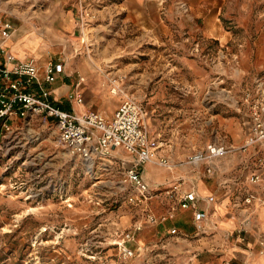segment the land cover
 Returning a JSON list of instances; mask_svg holds the SVG:
<instances>
[{"label": "rangeland", "instance_id": "rangeland-1", "mask_svg": "<svg viewBox=\"0 0 264 264\" xmlns=\"http://www.w3.org/2000/svg\"><path fill=\"white\" fill-rule=\"evenodd\" d=\"M131 8L142 11L146 24L133 25ZM82 13L89 16L83 20ZM0 19L13 24V35L46 45L41 80L49 62L71 69L83 54L86 64L106 68L101 76L109 94L116 90L110 79L118 82L117 108L127 96L135 98L147 126L151 114L163 113L159 128L175 136L169 145L177 163L215 141L213 113L239 121L243 133L247 119L248 136L252 107L264 104V0H0ZM79 21L82 34L76 36ZM100 53L103 62L94 60ZM111 70L119 75L107 77ZM76 77L85 87L87 78ZM64 86L66 79L42 84L52 103L71 111L74 88ZM85 112L106 117L96 107ZM8 125L9 131L0 126V264H196L223 254L192 249L191 216L178 227L179 209L165 224L146 222L148 212L159 217L170 209L161 197L166 183L160 181L168 172L160 165L166 160L162 141L151 138L154 157L143 172L156 181L144 178L154 199L136 205L128 200L133 191L123 166H91L71 155L53 120L29 115ZM255 146L263 165L264 141ZM115 155L130 165L128 154ZM136 224L141 230L125 243L136 254L125 262L119 244ZM172 229L179 235L170 236Z\"/></svg>", "mask_w": 264, "mask_h": 264}, {"label": "built area", "instance_id": "built-area-1", "mask_svg": "<svg viewBox=\"0 0 264 264\" xmlns=\"http://www.w3.org/2000/svg\"><path fill=\"white\" fill-rule=\"evenodd\" d=\"M89 16L82 13V19ZM14 33V26L10 21L0 19V126L9 131L8 123L13 118L27 119L29 115L44 116L53 120L56 124L59 142L63 144L71 155L84 163L94 166L97 162L119 163L123 166L125 183L133 191L128 198L132 204H145L152 199L148 183L143 176L144 166L153 161V145L146 124V111L142 104L135 98L127 96L119 105L111 118H107L98 112L79 113L75 110H65L49 100L51 92L43 89L42 84H54L64 74V63L49 62L44 70L41 80V68L33 59H19L7 46L8 40ZM43 81V83H42ZM83 80H80V84ZM34 86H39L41 93L36 92ZM79 86V84H78ZM118 87L112 89V94L117 93ZM116 95V94H115ZM71 102L77 105L83 104V97L79 91L70 96ZM253 128L245 141L246 148L255 146L264 141V104H255L252 107ZM128 154L129 166L125 167V161L116 157L117 151ZM231 149L225 145L211 143L204 150L195 154L191 163L211 162L226 156ZM264 165V159L258 160ZM160 165L168 167V161L161 160ZM251 183L259 184L258 175L250 179ZM165 198L171 206L167 214L157 217L148 212L146 222L149 224H165L172 219L179 210H192L195 230L198 234H204L208 226L217 229V224L211 222L206 212L198 209L200 198L196 192H185L179 186L164 190ZM209 204L215 202L213 196L206 198ZM246 206H263L264 199L250 192L243 200ZM141 224H136L122 234L120 246L121 258L127 262L136 254L125 243L134 240ZM247 229L245 226L233 233H227L225 239L233 241L238 247H242L247 255L253 254L247 245ZM172 237L178 236L176 229L169 231ZM264 247V242H259ZM259 254L264 253L261 249Z\"/></svg>", "mask_w": 264, "mask_h": 264}, {"label": "crops", "instance_id": "crops-1", "mask_svg": "<svg viewBox=\"0 0 264 264\" xmlns=\"http://www.w3.org/2000/svg\"><path fill=\"white\" fill-rule=\"evenodd\" d=\"M129 15L130 18H132L131 22L134 26L146 24V22L143 23L140 19V15H144L142 11L136 8H131L129 10ZM143 19H146V16H144ZM38 41L40 40L37 39L36 42L35 39H29L25 36L15 34L8 40L7 46L19 59L24 60L29 59V57H34L38 66L42 68L41 66L47 61V50L46 45H42V43ZM82 55L83 54L76 58V64H74L71 69L64 65V74L61 75L58 80L63 81L66 79L69 86H64L60 89H68L67 91L69 92L70 89L74 88V92L78 90L79 93L84 95L83 97L86 105L82 108L81 106L74 104L73 110L76 112L83 113L86 109L96 107L100 109L106 117L111 118L117 110V98L116 95L112 93L109 94V91L106 89V87H108V84L106 83L107 80L105 81L101 76L103 74L105 75L106 71L103 69L106 68L102 69V67H95L93 63L90 65L86 64V58ZM94 60L97 62H103L104 53L98 54ZM112 71L113 70L108 71L110 73L106 76L113 78V76H115L113 74L115 71ZM118 73L119 72L115 74L117 75ZM76 76H78V78L82 76L87 78L85 87H80L82 82L80 84V81L79 79L77 80ZM110 83L112 86L118 87L117 81L114 82L110 79ZM172 110H174V108H172ZM175 111L180 110L175 109ZM160 115H163V113L159 114L156 112V114H151L148 117L150 138L162 141L164 148L160 155L168 161V167H166L168 172L163 175L160 183H166L165 189L179 186L182 191L196 192L200 198L198 209L206 212L211 222L217 224V229L208 226L204 234H198L194 227L193 211H179L181 212L183 220L176 221L178 227L185 226L186 221L184 220L191 216V226L195 231L192 236L195 240L190 244L193 250H217L223 253L220 257L209 256L207 259L200 258L199 260H196V264H230V262L231 264H264V253H258L261 249H264V247H261L259 244L260 241L264 242V205L260 207L246 206L243 203V200L250 193L248 190H253L252 193H255L259 198L264 199V165L257 163V153H261V151L257 150L258 148L256 149L257 146L242 150L247 139V131H249L247 119L243 124V133L239 121L236 122L235 120H232V118H223L221 114L213 113L209 119L211 123L214 121L215 124L214 131L217 137L213 143L225 145L229 147L231 151L226 156L215 159L211 162L204 161L191 163L190 159L195 154L202 151L200 150L194 155L188 156L186 158L187 160L177 163L175 159L177 152L170 149L174 146L169 145L175 136L172 135L171 137V134L163 133L159 128V123H162V121H160ZM198 115L199 117H203L204 114L199 111ZM216 127L219 130L216 129ZM221 132H224L227 138H223L220 135ZM203 165L204 172L200 170V167ZM189 166H192V170ZM147 168L144 167L143 172L147 171ZM178 173L181 174L179 177ZM255 175L259 176L261 183H251L250 179ZM144 178L149 184L156 183V181L148 177V174L144 175ZM204 178L210 179V181L204 182ZM245 186H249L251 189L243 190ZM209 196L215 198L214 203L209 204L206 201V198ZM161 197L166 201V205L171 206L170 202L165 198L164 193L161 194ZM153 199L154 195L151 200ZM242 226H245L247 229V245L253 252L250 256L247 255L242 247H238L233 241L225 239L227 233H233ZM150 231H152V229ZM158 233H161V231Z\"/></svg>", "mask_w": 264, "mask_h": 264}, {"label": "water", "instance_id": "water-1", "mask_svg": "<svg viewBox=\"0 0 264 264\" xmlns=\"http://www.w3.org/2000/svg\"><path fill=\"white\" fill-rule=\"evenodd\" d=\"M81 34H82V28H81V22L79 21L78 25H77V27L75 29V35L76 36H80Z\"/></svg>", "mask_w": 264, "mask_h": 264}, {"label": "bare ground", "instance_id": "bare-ground-1", "mask_svg": "<svg viewBox=\"0 0 264 264\" xmlns=\"http://www.w3.org/2000/svg\"><path fill=\"white\" fill-rule=\"evenodd\" d=\"M112 93V92H111ZM114 95L116 94V92L115 93H113Z\"/></svg>", "mask_w": 264, "mask_h": 264}]
</instances>
